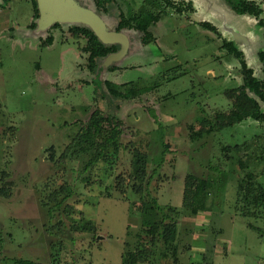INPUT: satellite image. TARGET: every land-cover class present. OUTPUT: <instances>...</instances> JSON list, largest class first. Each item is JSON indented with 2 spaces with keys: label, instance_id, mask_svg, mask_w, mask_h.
Listing matches in <instances>:
<instances>
[{
  "label": "rangeland",
  "instance_id": "obj_1",
  "mask_svg": "<svg viewBox=\"0 0 264 264\" xmlns=\"http://www.w3.org/2000/svg\"><path fill=\"white\" fill-rule=\"evenodd\" d=\"M109 1L107 13L95 0L76 3L94 8L110 30L122 15L152 8L143 0ZM147 2L166 9L149 28L154 41L144 43L136 29L120 31L127 52L104 60L93 74L89 53L80 49L86 40L73 38L72 24L40 33L32 27L29 0H0V190L8 191H0V264L20 257L39 264H123L142 245L152 251L140 264H264V236L253 228L264 231V205H250L255 213L244 214L245 198L238 196L250 181L264 189V125L247 119L192 135L204 117L213 121L215 109L230 110L226 92L243 82L239 60L222 47L234 40L227 25L237 14L224 0H185L195 10L183 13L160 0ZM249 18L244 31L253 45L244 51L261 75L263 31ZM104 80L153 91L137 100L115 98ZM96 109L118 121L122 135L118 152L86 170L94 149L62 155ZM137 148L148 154L151 196L176 220L170 245L158 234L152 243L143 225V200L132 191ZM188 176L211 182L205 211L184 203ZM85 221L94 229L77 226Z\"/></svg>",
  "mask_w": 264,
  "mask_h": 264
},
{
  "label": "trees",
  "instance_id": "obj_2",
  "mask_svg": "<svg viewBox=\"0 0 264 264\" xmlns=\"http://www.w3.org/2000/svg\"><path fill=\"white\" fill-rule=\"evenodd\" d=\"M11 0H2V4H7ZM113 1V0H112ZM165 2L168 7L172 9V13H183L185 10H195L192 2H185V0H160ZM225 3L237 15H247L253 18L256 24L262 28L264 35V0H224ZM32 5L34 19L40 17V9L37 0H29ZM97 7L105 13L109 11L107 6L110 3L108 0H95ZM186 3L187 8L184 6ZM142 5H149L152 7L149 10H140L134 13L131 17L121 16V19L116 27L118 32L124 29H136L143 33V42L149 43L154 41V36L150 32V26L157 22L162 13L166 9H153L155 4H149L147 0L142 1ZM189 7V8H188ZM165 8V6H164ZM36 20L32 23V27L37 26ZM203 23V22H202ZM208 25L207 27L215 29V27ZM54 28H63V24H55ZM68 30L75 39L84 38L85 44L81 46L82 52L89 53L88 68L95 74L102 71V62L111 54L120 50L119 44H107L99 39L95 32L85 24H72L68 26ZM54 37L50 36L47 39L48 43L53 42ZM222 47L228 54L233 55L240 62L239 74L242 77V84L237 88L228 90L227 97L231 100V107L229 111L214 110L212 122L206 117L202 119L204 127L195 132L194 138H200L207 133L221 131L228 127H233L236 124L247 120L254 119L264 125V49L258 50V60L260 62V72L249 65L246 59L245 51L237 45L234 40L225 41ZM108 70H114V66H110ZM102 85L105 86L107 92L115 98L126 100L140 99L143 93L146 94L153 91L150 89H135L134 84L126 83L118 85L110 80H104ZM129 86V87H128ZM151 113L156 118V113L151 110ZM207 114V113H204ZM209 115V114H207ZM122 135V128L120 123L112 117H106L98 109L94 110L89 120L83 125L81 132L72 140L71 144L67 147L62 158L65 159L66 155L70 153L72 156L80 152H85L87 149H94V152L87 162L85 169L92 167L99 161L107 160V154L111 150L119 149V139ZM78 149V150H77ZM149 158L148 154L141 149H136L132 161V174L131 178L134 181L132 184V191L138 195L142 200L141 212L143 225L149 229L153 236L152 243H156L155 235H160L164 244L170 245L175 242L177 237V223L172 217L165 214L163 208L158 203L157 199L151 196L149 190L150 177L148 176ZM211 182L208 179H195L193 176H188L185 183L184 203L190 206L194 212L205 211L207 209L206 199L209 193ZM1 193L8 195L6 187L1 188ZM238 196L245 198V204L241 207V211L245 214L255 212L250 209L252 205L255 209H259L264 205V189L260 185H256L250 181L247 185L241 186ZM50 201L53 202L51 208L55 209L58 201L51 194ZM50 202V203H51ZM63 202V201H62ZM49 204V203H47ZM45 203V205H47ZM56 204V205H55ZM253 209V210H255ZM160 212L164 213L163 219L159 220L158 215ZM168 220V221H167ZM58 226L62 223L58 221ZM78 227L83 229H94L91 222H83L77 224ZM261 232L264 236V231L259 228L253 227ZM141 247V246H140ZM148 247L142 245L141 248L133 252H128L127 258L123 260V264H140L147 252L150 253ZM16 264H39L35 261L24 259L22 257L16 259Z\"/></svg>",
  "mask_w": 264,
  "mask_h": 264
},
{
  "label": "water",
  "instance_id": "obj_3",
  "mask_svg": "<svg viewBox=\"0 0 264 264\" xmlns=\"http://www.w3.org/2000/svg\"><path fill=\"white\" fill-rule=\"evenodd\" d=\"M40 9V17L37 19L36 29L46 32L53 25L59 24H85L88 25L100 40L107 44H120L118 52L109 55L105 60L111 63L121 58L127 52L128 40L123 32L115 29H107L103 19L94 8L84 7L76 3V0H37ZM234 40L241 44L245 39L238 31L231 30Z\"/></svg>",
  "mask_w": 264,
  "mask_h": 264
},
{
  "label": "crops",
  "instance_id": "obj_4",
  "mask_svg": "<svg viewBox=\"0 0 264 264\" xmlns=\"http://www.w3.org/2000/svg\"><path fill=\"white\" fill-rule=\"evenodd\" d=\"M210 1H211V4L215 5L218 0H210ZM248 21H250L249 16H247V15H236L235 24L227 25V28H232V29H228L229 31L235 30L244 36L245 41L243 40L241 42V44L237 43V45L239 47H241L243 50L246 49V47L253 45V39L251 37H249V35H247V33L244 31V27L247 26V24L249 23ZM230 32L232 33V31H230ZM261 40H262V43H264V35H263Z\"/></svg>",
  "mask_w": 264,
  "mask_h": 264
}]
</instances>
